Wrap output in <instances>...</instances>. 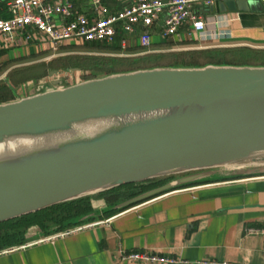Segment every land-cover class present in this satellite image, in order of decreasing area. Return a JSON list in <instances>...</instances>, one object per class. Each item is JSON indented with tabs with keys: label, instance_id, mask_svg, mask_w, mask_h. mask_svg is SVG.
I'll use <instances>...</instances> for the list:
<instances>
[{
	"label": "water",
	"instance_id": "95a60500",
	"mask_svg": "<svg viewBox=\"0 0 264 264\" xmlns=\"http://www.w3.org/2000/svg\"><path fill=\"white\" fill-rule=\"evenodd\" d=\"M217 8L264 12L257 0H225L210 10ZM150 114L1 161L0 223L157 177L179 175L125 205L197 181L213 168L264 171V65L161 66L69 85L54 81L52 87L0 103V142Z\"/></svg>",
	"mask_w": 264,
	"mask_h": 264
},
{
	"label": "crops",
	"instance_id": "0c3cea01",
	"mask_svg": "<svg viewBox=\"0 0 264 264\" xmlns=\"http://www.w3.org/2000/svg\"><path fill=\"white\" fill-rule=\"evenodd\" d=\"M109 2L115 5V0ZM216 12L234 11L217 8ZM5 16V0H0V17ZM235 28L260 35L238 33L228 44L254 43L264 48V12L240 13L231 24V30ZM180 37L186 36L175 38ZM0 44V66L5 59H32L40 51L52 50L47 40L38 43L18 39L11 44L0 40ZM18 47L20 51L10 53ZM133 47L139 46L132 42L127 51ZM17 61L25 62V68L51 60ZM29 73L28 78L21 80L20 73H16L18 77L12 76L18 79L17 83L3 102L32 95L52 87L56 81L52 76L47 80L45 75L33 77V72ZM6 80L10 82L9 76L2 82ZM90 203L94 216L90 220H109L53 242L2 254L0 264H137L121 261L120 250L154 252L176 258L180 263L264 264V234L245 231L248 227L264 229V171L255 172L250 167L213 168L189 186L171 187L132 204L110 202L101 193L92 194ZM106 210L113 212L105 215ZM25 233L29 236L25 241L43 234L36 225L28 227Z\"/></svg>",
	"mask_w": 264,
	"mask_h": 264
},
{
	"label": "built area",
	"instance_id": "2783aa9c",
	"mask_svg": "<svg viewBox=\"0 0 264 264\" xmlns=\"http://www.w3.org/2000/svg\"><path fill=\"white\" fill-rule=\"evenodd\" d=\"M225 0H5L7 17H0V40L11 44L16 40H47L53 51L62 44L102 42L108 45L118 39L119 56L135 42L141 53L150 51L152 37L166 40L185 35L199 48L233 46L231 24L239 12H212V6ZM235 1V0H231ZM264 4V0H257ZM2 44H0L1 46ZM105 220H84L62 229L44 233L21 244L0 248V255L26 246L53 242L69 234L95 226ZM249 234L264 229L248 227ZM121 261L137 264H178L176 258L154 253L120 250ZM215 264V263H213Z\"/></svg>",
	"mask_w": 264,
	"mask_h": 264
},
{
	"label": "trees",
	"instance_id": "16d2710c",
	"mask_svg": "<svg viewBox=\"0 0 264 264\" xmlns=\"http://www.w3.org/2000/svg\"><path fill=\"white\" fill-rule=\"evenodd\" d=\"M7 17V16H5ZM81 45L90 47H106L110 49H120L117 37L113 44L108 45L102 42H85ZM226 55H229L227 58ZM199 60H202L199 61ZM251 60H263L264 51H255L245 47L230 48V49H213L203 50L199 55L192 58V62L188 65H183L182 62H173L166 64L161 56L145 54L138 56V58H108L96 55L90 56H66L58 60H51L49 63H39L30 67L20 68L17 72L9 75L10 82H0V103L5 101L12 92L13 85L17 83L14 74L20 73L22 76L19 80L26 79L30 76V71L33 77H40L46 74L49 69L53 68H79L89 70L93 76L106 75L116 72L132 71L137 69L153 68L158 66L170 65L172 67H198L206 64L216 65H264L262 62H252ZM194 61V62H193ZM161 62V63H160ZM247 62V63H246ZM23 73V74H22ZM13 76V77H12ZM12 85V86H11ZM175 179L174 175L157 177L145 181L130 183L114 187L109 190L99 192L105 194L110 202L115 200L125 201L133 198L139 194L162 186L171 180ZM195 182V181H194ZM194 182L179 185L177 187H186ZM91 195L79 197L73 200L58 203L36 212L29 213L11 220L0 223V248L21 244L25 241V232L28 227L36 225L40 227L43 233H49L53 230H58L80 223V219L92 213V206L90 203ZM113 200V201H111ZM113 210H106L105 215H109ZM94 216L88 218L93 219ZM87 220V219H86Z\"/></svg>",
	"mask_w": 264,
	"mask_h": 264
},
{
	"label": "rangeland",
	"instance_id": "374dc122",
	"mask_svg": "<svg viewBox=\"0 0 264 264\" xmlns=\"http://www.w3.org/2000/svg\"><path fill=\"white\" fill-rule=\"evenodd\" d=\"M244 29V28H242ZM242 29H232V37L235 38V36L238 33H249L251 35H260L259 33H256L255 31L248 30L243 31ZM153 40L156 42L153 45L150 46V51L146 53H141V49L139 47H133L131 50L126 51V53L135 54L132 56H119L117 53H120V50L117 49H110L106 47H90L87 45H63L59 47L57 50L53 51H40L37 55L33 56L32 59H21V58H9L5 59L4 63L0 66V82L4 80L6 77H8L11 72H14L19 70L24 66L25 62L17 61V60H37V63L39 62H48L49 60H58L60 58H64L66 56H90V55H96L100 57H110V58H138V56H142L145 54H151L155 56H161L163 63L164 60L166 64H171L173 62H182L183 65H188L190 62H192V58L199 55V52L203 50H213V49H230V48H239V47H245L249 48L251 50L255 51H264V48L258 46L254 43H247L244 45H234V46H223V47H213V48H199V44L188 37H180V38H170L166 41L165 38L154 36L152 37ZM161 41V42H160ZM21 47H18L17 49H12L10 53H12L13 50L20 51ZM229 55H226L225 58H227ZM202 62V60H199ZM252 62H263V60H251ZM194 62V61H193ZM161 63V62H160ZM247 63V62H246ZM255 63V62H254ZM181 64V63H179ZM164 66H170V65H164ZM161 67V66H158ZM172 67V66H170ZM181 67V66H177ZM69 70L65 68H55V69H49L48 73L45 74V77L47 80L51 79L52 77L56 81H61L62 85H69L76 82H80L86 79H91L94 77H101L102 75H96L93 76L89 70H83L75 67L68 68ZM57 70V73L50 74V71ZM7 73V74H6ZM18 77V74H15V77ZM52 76V77H51ZM12 86V85H11ZM14 86V85H13ZM11 101V100H9ZM175 177L179 175H174Z\"/></svg>",
	"mask_w": 264,
	"mask_h": 264
},
{
	"label": "bare ground",
	"instance_id": "6f19581e",
	"mask_svg": "<svg viewBox=\"0 0 264 264\" xmlns=\"http://www.w3.org/2000/svg\"><path fill=\"white\" fill-rule=\"evenodd\" d=\"M152 115L153 114L132 115L124 118L87 121L81 124H74L67 131L48 134L41 137L21 136L6 138L0 142V162L17 157L19 158L22 155L34 151L55 148L57 145L68 141L69 139L91 136L103 129L117 126L122 122L137 120Z\"/></svg>",
	"mask_w": 264,
	"mask_h": 264
}]
</instances>
